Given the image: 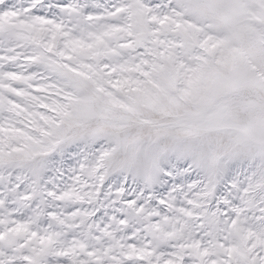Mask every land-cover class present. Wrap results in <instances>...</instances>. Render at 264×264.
Masks as SVG:
<instances>
[{
    "label": "snow or ice",
    "instance_id": "obj_1",
    "mask_svg": "<svg viewBox=\"0 0 264 264\" xmlns=\"http://www.w3.org/2000/svg\"><path fill=\"white\" fill-rule=\"evenodd\" d=\"M0 264H264V0H0Z\"/></svg>",
    "mask_w": 264,
    "mask_h": 264
}]
</instances>
